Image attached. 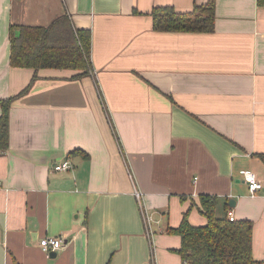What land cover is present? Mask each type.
Here are the masks:
<instances>
[{
    "label": "crops",
    "instance_id": "1",
    "mask_svg": "<svg viewBox=\"0 0 264 264\" xmlns=\"http://www.w3.org/2000/svg\"><path fill=\"white\" fill-rule=\"evenodd\" d=\"M206 1L0 0V98L36 74L0 152V264H183L167 228L184 213L205 223L201 194L216 196V215L252 221L264 264V5L215 0L207 32L152 27L155 5ZM64 13L90 28L94 74L10 64V24ZM65 158L72 167L54 170ZM240 168L263 182L253 195Z\"/></svg>",
    "mask_w": 264,
    "mask_h": 264
},
{
    "label": "trees",
    "instance_id": "2",
    "mask_svg": "<svg viewBox=\"0 0 264 264\" xmlns=\"http://www.w3.org/2000/svg\"><path fill=\"white\" fill-rule=\"evenodd\" d=\"M259 6L264 0H257ZM152 27L171 31H212L215 22V0L194 3L192 9L177 11L173 5H155L150 11ZM9 61L12 66L38 68H68L78 78L93 69L91 60V31L77 27L67 13L48 25L10 24ZM36 74L32 76V79ZM30 82L18 93L0 98V152L9 144V113L12 101L24 94ZM217 198L201 194V211L206 222L194 225L184 213L177 226L168 232L180 236L179 251L183 264H256L252 255V221L230 219L215 213Z\"/></svg>",
    "mask_w": 264,
    "mask_h": 264
},
{
    "label": "built area",
    "instance_id": "3",
    "mask_svg": "<svg viewBox=\"0 0 264 264\" xmlns=\"http://www.w3.org/2000/svg\"><path fill=\"white\" fill-rule=\"evenodd\" d=\"M90 73L94 74V68L91 69ZM72 167V163L69 158H65L62 161L55 162L53 164L54 170H64ZM239 173L242 179L246 182L250 194H254L257 190L261 189L263 186L262 180L257 176L256 172L250 168H240ZM134 194L138 200L140 211L142 214V219L144 222L145 230L148 236L152 234L151 228V217L148 213L147 208L142 200V191L134 187ZM230 219L234 218L231 213L228 215ZM64 241L63 236H45L39 240V244L44 251L55 250L59 248Z\"/></svg>",
    "mask_w": 264,
    "mask_h": 264
}]
</instances>
